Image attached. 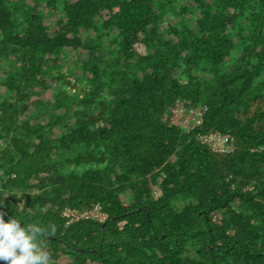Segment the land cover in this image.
I'll return each mask as SVG.
<instances>
[{
    "label": "trees",
    "instance_id": "16d2710c",
    "mask_svg": "<svg viewBox=\"0 0 264 264\" xmlns=\"http://www.w3.org/2000/svg\"><path fill=\"white\" fill-rule=\"evenodd\" d=\"M0 211L52 264H264V0H0Z\"/></svg>",
    "mask_w": 264,
    "mask_h": 264
},
{
    "label": "clouds",
    "instance_id": "9594fccd",
    "mask_svg": "<svg viewBox=\"0 0 264 264\" xmlns=\"http://www.w3.org/2000/svg\"><path fill=\"white\" fill-rule=\"evenodd\" d=\"M0 211V261L5 264H52L51 254L40 247L42 237L54 234V224L22 225L17 219H4Z\"/></svg>",
    "mask_w": 264,
    "mask_h": 264
},
{
    "label": "built area",
    "instance_id": "2783aa9c",
    "mask_svg": "<svg viewBox=\"0 0 264 264\" xmlns=\"http://www.w3.org/2000/svg\"><path fill=\"white\" fill-rule=\"evenodd\" d=\"M201 109H190L187 114L182 111L181 105L176 104L171 110L168 121L171 124H181L186 130L191 129L193 124H200ZM202 143L206 144L213 152H224L231 149L228 143V136L216 132L199 135ZM61 216L64 218V225H69L80 219L93 220L98 223H104L107 216L102 212L100 206L95 204L88 210L77 211L73 208L66 207L61 211ZM123 222H120L121 225Z\"/></svg>",
    "mask_w": 264,
    "mask_h": 264
},
{
    "label": "rangeland",
    "instance_id": "374dc122",
    "mask_svg": "<svg viewBox=\"0 0 264 264\" xmlns=\"http://www.w3.org/2000/svg\"><path fill=\"white\" fill-rule=\"evenodd\" d=\"M45 95H46V94H45ZM64 262H65V260H64V258H62V259H61V263H64Z\"/></svg>",
    "mask_w": 264,
    "mask_h": 264
}]
</instances>
